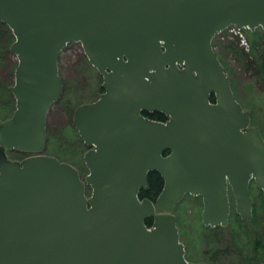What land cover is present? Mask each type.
Wrapping results in <instances>:
<instances>
[{
  "label": "water",
  "instance_id": "water-1",
  "mask_svg": "<svg viewBox=\"0 0 264 264\" xmlns=\"http://www.w3.org/2000/svg\"><path fill=\"white\" fill-rule=\"evenodd\" d=\"M0 22L17 58L15 111L0 123V264H191L174 215L185 196L202 199L205 227L228 226L230 195L252 218L264 139L212 41L231 26L264 33V0H0ZM74 43L103 89L73 114L84 178L45 154L58 61ZM150 172L163 181L154 201L139 197Z\"/></svg>",
  "mask_w": 264,
  "mask_h": 264
},
{
  "label": "rangeland",
  "instance_id": "rangeland-1",
  "mask_svg": "<svg viewBox=\"0 0 264 264\" xmlns=\"http://www.w3.org/2000/svg\"><path fill=\"white\" fill-rule=\"evenodd\" d=\"M13 42L12 32L0 22V123L11 118L15 111V99L8 90L14 84L17 67V58L10 52ZM212 46L226 70L236 101L248 114L250 126L256 128L264 139L263 31L260 28L254 31L235 29L233 34L226 30L214 37ZM82 56L85 55L81 45L75 43L68 45L59 58L58 69L64 93L47 116L45 154L73 163L84 178L88 171L83 156L88 149L73 127V114L78 106L97 101L102 78ZM6 157L17 159L13 153H6ZM249 191L253 200L252 218L242 221L230 196L229 224L224 228L211 229L202 224L203 203L200 197L185 196L176 206L174 215L180 242L189 263L239 264L243 257L250 255L255 236L264 242V195L254 182L250 183ZM253 264H264V258Z\"/></svg>",
  "mask_w": 264,
  "mask_h": 264
},
{
  "label": "trees",
  "instance_id": "trees-1",
  "mask_svg": "<svg viewBox=\"0 0 264 264\" xmlns=\"http://www.w3.org/2000/svg\"><path fill=\"white\" fill-rule=\"evenodd\" d=\"M82 58L84 61L87 60L85 58V56H82ZM5 90H6V88H5ZM100 92H102V89L100 90ZM144 115L147 118H149L151 120H155V121L164 122V120H165L164 115L159 114V113H153L151 115L144 113ZM69 164H71L72 166L75 167V165L73 163L69 162ZM148 182H149L148 190L147 191H141L139 197L140 198H148V199L154 201L162 190L163 181H162V179L158 173L150 172L148 175ZM146 224H147V226H149L150 224H152V220L151 219L147 220ZM214 229H216V228H214ZM254 238H255V240H254V242H252V244L254 245V248H251L250 255H248V258H246V256L243 257L239 264H251V263L253 264L257 260H259L260 258H264V242H263V239L262 238L257 239L256 236ZM247 244H249V243L247 242ZM261 251L263 252V254H260Z\"/></svg>",
  "mask_w": 264,
  "mask_h": 264
},
{
  "label": "flooded vegetation",
  "instance_id": "flooded-vegetation-1",
  "mask_svg": "<svg viewBox=\"0 0 264 264\" xmlns=\"http://www.w3.org/2000/svg\"><path fill=\"white\" fill-rule=\"evenodd\" d=\"M101 77V76H100ZM102 89V88H101ZM103 93V89H102V92H101V94ZM100 94V95H101ZM81 106V105H80ZM79 107V106H78ZM76 110V109H75ZM146 114H148V113H146ZM153 114V113H152ZM160 114V113H159ZM144 115V114H143ZM149 115H151V114H149ZM163 115V114H162ZM145 116V115H144ZM146 117V116H145ZM164 118H165V120L164 121H166V117L164 116ZM16 157H17V159L16 158H12V159H9V160H11V161H17V162H21V161H23L24 159H26L29 155L28 154H24V153H19V152H12ZM252 182V181H251ZM250 182V183H251ZM231 196V195H230ZM230 209H231V207H230ZM151 225L152 224H150L148 227H151Z\"/></svg>",
  "mask_w": 264,
  "mask_h": 264
},
{
  "label": "built area",
  "instance_id": "built-area-1",
  "mask_svg": "<svg viewBox=\"0 0 264 264\" xmlns=\"http://www.w3.org/2000/svg\"><path fill=\"white\" fill-rule=\"evenodd\" d=\"M235 29H237V30L239 31V29L236 28V27H231L229 30H230L231 33L234 34V33H235ZM242 44H243V45H247V44L245 43V41H242Z\"/></svg>",
  "mask_w": 264,
  "mask_h": 264
}]
</instances>
